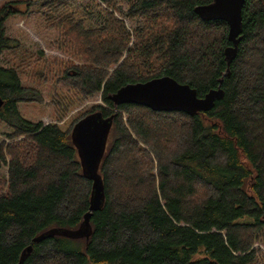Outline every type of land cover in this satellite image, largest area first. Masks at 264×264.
<instances>
[{
  "label": "trees",
  "instance_id": "16d2710c",
  "mask_svg": "<svg viewBox=\"0 0 264 264\" xmlns=\"http://www.w3.org/2000/svg\"><path fill=\"white\" fill-rule=\"evenodd\" d=\"M50 1L49 26L82 61L58 78L71 85L74 99L101 95L106 106L82 117H114L99 166L105 201L90 218V235L63 233L81 227L93 181L73 127L20 113L19 102H41L43 95L22 84L23 62L33 55L7 34L15 11L4 4L0 123L12 129V141L0 146V169L8 167V178H0V264H252L264 231V0L244 2L229 66L228 24L195 11L212 0H128L124 14L142 21L134 34L114 11L104 26L91 28ZM101 1L111 7L119 0ZM165 75L199 97L219 86L224 95L193 115L110 98L128 83Z\"/></svg>",
  "mask_w": 264,
  "mask_h": 264
},
{
  "label": "rangeland",
  "instance_id": "374dc122",
  "mask_svg": "<svg viewBox=\"0 0 264 264\" xmlns=\"http://www.w3.org/2000/svg\"><path fill=\"white\" fill-rule=\"evenodd\" d=\"M45 1L0 0V7L10 3L15 11L7 19V34L18 39L27 53L33 55L30 60L23 62L22 84L38 89L43 95L41 102H19L18 109L28 120L43 121L45 124L56 123L62 130H69L93 107L106 106V104L100 94L86 99L72 98L71 85L58 78L64 69H71L72 65L82 61L72 51H66L64 43L59 40V29L49 26V15L54 11H49L50 4H45ZM50 2L56 7L58 5V11H70L91 28L104 26L107 11H114L117 17L123 19L132 34L142 23L141 19L124 14L131 5V1L128 0H119L111 7L101 0H52ZM39 51L44 52L41 58ZM11 133L10 127L0 123V146L4 149L12 141L9 136ZM0 178H8L7 166L0 169ZM5 191L6 186H2L0 193ZM254 246L257 253L252 264H264V231Z\"/></svg>",
  "mask_w": 264,
  "mask_h": 264
},
{
  "label": "water",
  "instance_id": "95a60500",
  "mask_svg": "<svg viewBox=\"0 0 264 264\" xmlns=\"http://www.w3.org/2000/svg\"><path fill=\"white\" fill-rule=\"evenodd\" d=\"M246 0H212L208 4L198 5L196 13L205 21L224 20L229 26L228 37L232 45L225 49L228 66L236 57L241 39L243 17L242 8ZM229 74V67L227 70ZM223 79H221V82ZM224 90L221 86L199 97L195 88L187 83H180L171 76L152 78L145 82L128 83L119 88L110 98L115 105L134 103L144 105L156 111H183L195 114L211 109L215 101L221 99ZM4 100L0 96V108ZM113 116L104 117L102 112L90 113L79 119L72 129V140L78 149L84 174L93 181L90 208L81 227L75 231H64L69 236L91 234L90 218L100 209L105 201V187L99 166L107 149L109 135L113 126ZM61 232L52 230L48 234ZM48 234L35 238L40 240ZM32 246L27 247L31 251Z\"/></svg>",
  "mask_w": 264,
  "mask_h": 264
}]
</instances>
